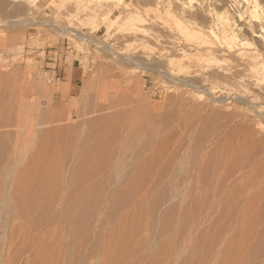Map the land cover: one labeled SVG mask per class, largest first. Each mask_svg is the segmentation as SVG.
<instances>
[{
    "label": "rangeland",
    "instance_id": "1",
    "mask_svg": "<svg viewBox=\"0 0 264 264\" xmlns=\"http://www.w3.org/2000/svg\"><path fill=\"white\" fill-rule=\"evenodd\" d=\"M161 1L0 0V264L41 242L50 264H264V98L230 96L234 62L193 55ZM51 56L80 66L75 86ZM38 155L55 178L25 201Z\"/></svg>",
    "mask_w": 264,
    "mask_h": 264
},
{
    "label": "bare ground",
    "instance_id": "2",
    "mask_svg": "<svg viewBox=\"0 0 264 264\" xmlns=\"http://www.w3.org/2000/svg\"><path fill=\"white\" fill-rule=\"evenodd\" d=\"M36 1V0H35ZM118 2V4H122L123 0H115ZM156 3V2H155ZM163 5V7H165L166 9H169L171 7V5L173 4V7H171L168 11H173L172 14L174 16V24H176V28L178 31L181 32V26L184 27V30H182V34L186 33V34H179L178 37L182 36V41L181 43H184V39H186L185 37H195L196 33L198 34L199 38V42H197L198 38L196 35V39L194 38V40H196L197 43H192L190 44L188 42L187 45H189L188 47L191 48V50L193 51V55H196L197 57L202 56L203 53L209 54V56H215V54H221L227 56L231 61H233L234 63V68L235 69L233 71H231V69H222V77L224 79H227L229 81H236L242 84H246L245 88L243 90H238V91H228L230 96H236L239 98H243V97H247L248 95H251V89L254 90H258L257 93L254 94V97L252 99H257V98H264V0H164L159 2V6ZM128 7V4H125ZM156 6V4H155ZM155 6H154V10H155ZM157 8V6H156ZM129 9V8H128ZM157 10V9H156ZM147 12V11H146ZM144 12V13H146ZM155 12V11H154ZM144 13H139V14H132L131 16H129L128 20H127V24L128 26H135L136 24H142L145 23L147 21L150 20V18L153 16L151 15V17H149L150 13L144 14ZM170 13V12H169ZM172 18V17H171ZM152 20V19H151ZM10 23V22H9ZM13 22H11L12 24ZM182 24V25H181ZM149 25V24H148ZM184 25V26H183ZM15 26V25H14ZM148 31V30H147ZM184 31V32H183ZM147 33V32H146ZM179 33V32H178ZM72 34V33H71ZM189 34V35H188ZM195 34V35H193ZM186 35V36H185ZM192 35V36H191ZM76 36V35H75ZM164 36V35H163ZM175 36V35H174ZM177 36V35H176ZM187 37V41L188 38ZM78 38V35H77ZM80 38V36H79ZM177 38V37H175ZM180 39V38H179ZM201 39V40H200ZM90 40V39H89ZM165 40V39H164ZM175 40V39H174ZM173 40V41H174ZM194 40H191L192 42H194ZM80 41H87L86 39H82L80 38ZM91 41V40H90ZM186 41V40H185ZM94 42V45L96 44V47L99 46V48H102L103 45H101L98 42ZM175 43H177L174 47L176 48V51L179 50L178 53H180L181 57H184V49L187 47V45L185 44L184 46H186L184 48H181L180 46V40L175 41ZM180 43V44H179ZM82 44V43H81ZM105 44V43H104ZM105 46V45H104ZM171 46V45H170ZM180 47V48H179ZM187 47V49H188ZM179 48V49H178ZM189 48V49H190ZM108 49V48H107ZM111 49V48H109ZM186 49V51H187ZM188 49V50H189ZM109 51V50H108ZM174 51V50H173ZM112 52V51H111ZM191 52V51H190ZM187 55V54H186ZM189 55V54H188ZM220 56V57H221ZM198 57V58H199ZM207 57V56H206ZM198 58H193L195 61L196 59L198 60ZM204 58V57H203ZM217 58V57H216ZM219 58V57H218ZM223 58V56H222ZM190 59V57H189ZM215 59V58H214ZM220 59V58H219ZM225 59V58H224ZM193 60V61H194ZM217 60V59H216ZM227 59H225L224 61H226ZM186 61H187V56H186ZM192 61V60H191ZM192 61V62H193ZM218 61V60H217ZM223 61V62H224ZM197 62V61H196ZM212 62V61H211ZM228 62V61H226ZM195 63V62H193ZM210 63V62H209ZM220 63V62H219ZM218 65V64H217ZM162 66V65H161ZM163 67V66H162ZM194 67V66H193ZM223 68V67H222ZM159 69V68H158ZM165 71V69H163ZM162 69L158 70V74L160 75L161 78H167V77H171V75L167 74V72L163 71ZM220 71V70H219ZM54 72V71H53ZM202 72V71H201ZM55 73V72H54ZM199 73V71H198ZM197 73V74H198ZM198 76V75H197ZM204 76V75H203ZM208 76V75H207ZM207 76H204L203 79H205V77L207 78ZM60 79V76H59ZM175 79V78H174ZM56 80V79H55ZM203 81V80H202ZM206 81V79H205ZM187 81L184 82L183 81H179V84H181V86H185V83ZM204 82V81H203ZM195 83V81H194ZM191 84V82L189 83ZM188 82H187V87H188ZM193 84V83H192ZM244 86V85H243ZM203 87V85H202ZM189 88H191L194 92L196 91V93H198L197 91L200 90L199 88L195 87V86H189ZM201 88V87H200ZM250 89V90H249ZM232 90V89H231ZM211 91V90H210ZM250 91V92H249ZM200 92V91H199ZM204 92V91H203ZM206 93V92H204ZM201 94V92H200ZM209 94V92L207 93ZM214 94V93H212ZM210 94V95H212ZM228 94V95H229ZM199 95V94H198ZM202 95V94H201ZM204 96V95H203ZM109 124V123H108ZM98 130V129H97ZM62 132V131H61ZM65 135V134H64ZM63 137V136H62ZM102 137V136H101ZM104 138V136L102 137ZM62 139V138H61ZM55 141V140H54ZM48 143V141H46ZM45 143V150L43 149L42 153H44L46 150H50L47 149L48 145ZM51 143V142H50ZM54 143V142H53ZM57 143V142H56ZM55 144V143H54ZM52 144V145H54ZM47 145V147H46ZM50 145V147L52 146ZM59 143H58V148L59 147ZM99 145V144H98ZM57 147V144L55 145ZM107 146V145H106ZM44 147V146H43ZM41 147V148H43ZM40 148V149H41ZM55 148V147H54ZM102 148V147H101ZM62 149V148H61ZM42 150V149H41ZM57 150V149H55ZM64 150V149H63ZM96 150V149H95ZM35 151V150H34ZM110 152V151H109ZM38 153V152H37ZM53 153H55L53 151ZM60 153V152H59ZM105 153V152H103ZM107 154V153H106ZM36 155V154H35ZM41 155V154H40ZM40 155L37 156V158H34L33 156V161L36 164H33L32 166L35 168L34 171H30L28 170L26 174H28L29 172H31V175L29 173V175H26L22 178H18L19 180L15 183H17V187L15 190L16 195L20 194L23 195L22 199L26 196V194H31L32 193V197H33V192H31L32 190H39L42 191L44 187H47V185L45 183H48V181L50 179H52L53 176H51V171L49 172L47 169H45V173L42 179V183H41V179L39 178L41 175H43L42 171H40L39 169V165L38 164L40 161ZM46 155V154H44ZM55 157V154H53ZM59 156V155H58ZM88 156V155H87ZM108 156V155H107ZM41 157H43L41 155ZM44 158V157H43ZM90 159V158H89ZM159 159V158H158ZM157 159V160H158ZM29 160V159H28ZM151 160V159H150ZM32 161V160H31ZM32 161V162H33ZM45 162V161H44ZM47 162V161H46ZM146 162V161H145ZM149 162V161H148ZM57 163V161H56ZM142 163V162H141ZM152 163V162H151ZM49 164V163H48ZM86 164V163H85ZM84 164V165H85ZM143 164V163H142ZM141 164V165H142ZM148 164V163H147ZM150 164V163H149ZM153 164V163H152ZM88 165V164H87ZM31 166V165H30ZM46 166V165H44ZM42 167L43 169L45 167ZM52 166V165H51ZM31 167V168H33ZM58 167V166H57ZM87 167V166H86ZM147 167V166H145ZM55 168V167H54ZM143 168V167H140ZM51 169V168H50ZM53 169V168H52ZM58 169V168H57ZM84 169V168H83ZM151 169V168H150ZM85 170V169H84ZM140 170V169H139ZM144 170V169H143ZM54 171V170H53ZM52 171V172H53ZM56 171V170H55ZM83 172V171H82ZM41 174L38 176V174ZM147 173V172H146ZM53 174V173H52ZM56 174V173H55ZM39 178L40 180H37V178ZM55 178V177H53ZM37 181H39L40 183H38ZM54 181V180H53ZM52 182V181H51ZM50 182V183H51ZM49 183V184H50ZM36 188V189H33ZM38 188V189H37ZM49 188V186H48ZM48 188L46 190H48ZM50 191V190H49ZM48 191V192H49ZM52 191V189H51ZM31 192V193H30ZM38 193V192H37ZM47 193V192H45ZM40 196V192L38 193ZM50 194V193H49ZM48 194V195H49ZM36 195V194H35ZM44 195V194H43ZM47 195V194H46ZM45 195V196H46ZM18 197H20L18 195ZM30 197V196H28ZM15 198V197H14ZM31 198V197H30ZM20 199V198H19ZM19 199L17 198V200L19 201ZM26 201V197L24 198ZM35 199V198H34ZM32 200V199H31ZM17 201V202H18ZM23 200H20V202ZM33 201V200H32ZM28 202V201H27ZM26 202V203H27ZM34 202V201H33ZM38 202V201H37ZM25 203V204H26ZM139 203V202H138ZM23 204V202L21 203ZM24 204V205H25ZM29 205V204H28ZM139 205V204H138ZM23 208V207H22ZM135 208V207H134ZM137 209V208H135ZM138 209L140 210V208L138 207ZM133 211V215H134ZM141 212V211H140ZM132 214V213H131ZM131 215V218L134 216ZM138 215V214H137ZM139 217V216H138ZM133 220V219H131ZM124 221V220H123ZM122 226V225H121ZM25 227V224H24ZM27 228V227H26ZM26 230V229H25ZM24 230V232H25ZM125 230V229H124ZM28 231V228H27ZM123 231V230H122ZM129 234V233H128ZM27 235V233H26ZM115 235V234H114ZM118 235V234H116ZM24 236V235H23ZM121 236V235H120ZM129 236V235H128ZM112 239V237H111ZM110 239V240H111ZM132 239V238H131ZM115 240V239H114ZM123 240V239H122ZM41 241V240H40ZM113 241V240H112ZM39 242V241H38ZM114 242H117V240H115ZM120 242V240H119ZM13 243V242H12ZM109 243V240L108 242ZM111 243V242H110ZM10 244V243H9ZM24 244V243H23ZM36 244V243H35ZM116 244V243H114ZM6 245V244H5ZM13 245V244H12ZM27 245V244H26ZM23 245V246H26ZM45 245V243H44ZM43 243L41 242L38 243V246H36L37 248V258L34 259L31 264H50V256H48V252L46 249V245L44 246ZM108 245V244H105ZM113 245V243L111 244ZM169 245V244H168ZM48 246V243H47ZM52 246V245H51ZM118 246V243H117ZM123 246V245H122ZM12 247V246H11ZM9 247V248H11ZM8 248V249H9ZM112 249H114L113 247H111ZM120 250L122 251L123 249H121V246H119ZM179 248V247H178ZM118 249V248H117ZM116 249V250H117ZM196 249V248H195ZM15 250V249H14ZM19 250V247H18ZM21 250V249H20ZM106 250V249H105ZM104 250V252H105ZM115 250V253H116ZM127 250V249H126ZM169 250V249H168ZM194 250V249H193ZM17 251V249H16ZM53 252V250L51 251ZM51 252L49 254H51ZM108 253H110V251H107ZM113 252V250H112ZM118 252V251H117ZM197 252V251H196ZM204 252V251H203ZM19 253V251H18ZM125 253V252H124ZM122 253V254H124ZM166 253V252H165ZM111 254V253H110ZM109 254V255H110ZM168 254V252H167ZM12 254H10L11 256ZM108 255V256H109ZM112 255V254H111ZM16 256V255H15ZM52 256V255H51ZM107 256V255H106ZM117 256V254H116ZM232 256V255H231ZM35 257V256H34ZM33 257V258H34ZM111 257V256H109ZM108 257V260H109ZM20 258V257H19ZM57 258V257H56ZM107 258V257H106ZM113 258V257H112ZM58 259V258H57ZM56 259H54L52 263H56L55 261ZM163 260V259H161ZM166 260V259H165ZM13 260H8V264H15L16 260H14L15 262L12 263ZM110 261V260H109ZM158 261V260H157ZM29 262V263H30ZM108 262V261H107ZM115 262V261H114ZM160 263V262H159ZM163 263V262H162ZM121 264V263H120ZM156 264V263H155Z\"/></svg>",
    "mask_w": 264,
    "mask_h": 264
},
{
    "label": "crops",
    "instance_id": "3",
    "mask_svg": "<svg viewBox=\"0 0 264 264\" xmlns=\"http://www.w3.org/2000/svg\"><path fill=\"white\" fill-rule=\"evenodd\" d=\"M48 62L46 64L55 65L53 71L55 74L60 76V80L64 82H68L71 86H75L82 76V70L80 66L75 64V62L71 64L66 63V56L63 58H55L54 56L47 57ZM49 72H53L50 68Z\"/></svg>",
    "mask_w": 264,
    "mask_h": 264
},
{
    "label": "built area",
    "instance_id": "4",
    "mask_svg": "<svg viewBox=\"0 0 264 264\" xmlns=\"http://www.w3.org/2000/svg\"><path fill=\"white\" fill-rule=\"evenodd\" d=\"M55 78H56V79H59V76H58V75H56V76H55Z\"/></svg>",
    "mask_w": 264,
    "mask_h": 264
}]
</instances>
